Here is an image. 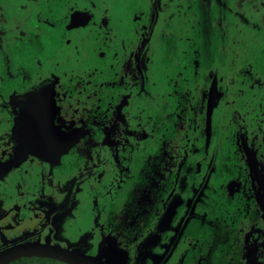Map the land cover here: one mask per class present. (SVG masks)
<instances>
[{"label":"flooded vegetation","instance_id":"1","mask_svg":"<svg viewBox=\"0 0 264 264\" xmlns=\"http://www.w3.org/2000/svg\"><path fill=\"white\" fill-rule=\"evenodd\" d=\"M27 245L264 264V0H0V255Z\"/></svg>","mask_w":264,"mask_h":264},{"label":"water","instance_id":"2","mask_svg":"<svg viewBox=\"0 0 264 264\" xmlns=\"http://www.w3.org/2000/svg\"><path fill=\"white\" fill-rule=\"evenodd\" d=\"M20 256H46L64 261L71 264H93L92 262L82 258L79 255L67 253L63 250L47 248L46 246H23L15 249H10L0 255V264H6L10 260H14Z\"/></svg>","mask_w":264,"mask_h":264},{"label":"rangeland","instance_id":"3","mask_svg":"<svg viewBox=\"0 0 264 264\" xmlns=\"http://www.w3.org/2000/svg\"><path fill=\"white\" fill-rule=\"evenodd\" d=\"M209 246H210V251H212L210 253L211 258H209V261L211 260L213 262L215 259H217V257L219 255H221L220 250L221 249L223 250L225 245H223L222 243L214 241V242H210Z\"/></svg>","mask_w":264,"mask_h":264}]
</instances>
